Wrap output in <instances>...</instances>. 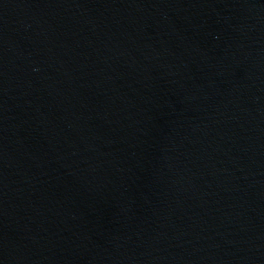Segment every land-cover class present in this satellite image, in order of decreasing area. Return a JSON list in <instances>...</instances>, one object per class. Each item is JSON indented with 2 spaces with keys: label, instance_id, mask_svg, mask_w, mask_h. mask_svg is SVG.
<instances>
[{
  "label": "water",
  "instance_id": "obj_1",
  "mask_svg": "<svg viewBox=\"0 0 264 264\" xmlns=\"http://www.w3.org/2000/svg\"><path fill=\"white\" fill-rule=\"evenodd\" d=\"M0 264H264V0H0Z\"/></svg>",
  "mask_w": 264,
  "mask_h": 264
}]
</instances>
